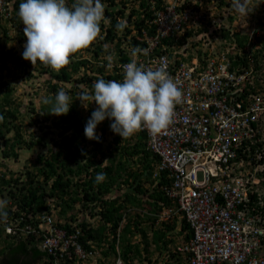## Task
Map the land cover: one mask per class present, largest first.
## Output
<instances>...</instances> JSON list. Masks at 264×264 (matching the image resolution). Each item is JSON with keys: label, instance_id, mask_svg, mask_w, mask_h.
Masks as SVG:
<instances>
[{"label": "trees", "instance_id": "obj_1", "mask_svg": "<svg viewBox=\"0 0 264 264\" xmlns=\"http://www.w3.org/2000/svg\"><path fill=\"white\" fill-rule=\"evenodd\" d=\"M107 1L110 8L114 9L117 5L115 0ZM11 2L15 12L19 10V5L23 1L11 0ZM189 5V1L181 0V5H178L177 9ZM166 7L165 0H141L137 7H132L128 15L124 14L123 7L116 9L115 12L110 10L108 16L111 19L105 28L103 39L94 41V46L92 42L88 48L74 54L70 58V63L59 73L50 67L47 69L50 72V77L45 82L48 84V92H51L47 97L54 96L52 92L56 91L59 86H62L66 92L75 93L68 87V83L75 80L74 73L89 63L95 64L93 72L90 74L85 72L81 77L82 80L89 81L87 83L89 89H91L93 80L98 78L122 81L123 73L117 72L116 67L107 72L108 61L101 57L106 52L102 48L103 42L112 41L114 38L117 40L116 49L118 52L114 53V56L119 62L130 60L128 52L138 46H143L144 42L139 41L136 36H132L125 40L130 49L128 51L125 47L123 49L121 42L126 37V31L123 30V33L118 34L115 32L119 22L112 16L122 15L121 17L136 29V35L140 36L144 31L147 35H153L156 31V23H150V21L155 19L157 13ZM17 19L18 15L12 17L14 21ZM233 19L234 15L229 14L228 20L232 21ZM220 24L222 25L210 32L218 33L224 40L220 49L229 59L230 68H245L252 64L256 68L255 70H258L257 74L260 73L264 61V37L259 35L256 29L251 35L250 32L245 34L230 25L226 27L222 22ZM104 27L102 21L100 28ZM201 30V28H197L196 32H193V29L186 30L179 38L168 37L163 39V43L167 46V50H170L175 45L180 46L188 41L189 37ZM19 37L20 40L26 39L23 31L19 33ZM4 45V43L0 45V58L6 54ZM83 52L89 53V58L84 57ZM208 53V50L196 49L195 54L198 56L202 68L207 64L204 58L208 56ZM192 55L189 57L191 58ZM177 56H181V54L178 53ZM90 57L95 62L91 63ZM182 58L185 57L182 56ZM2 60H5L4 57ZM15 62L25 69L26 61L19 63L16 60ZM3 84L5 91L0 97V117H2L0 119V152L1 157L6 159L9 156L17 157L15 146L22 142L28 148L33 145L45 146V142H43V136L29 141L23 138V122L20 119L24 118L21 108L23 109L25 104L17 103L11 96V85ZM89 106L91 113L97 107L94 102ZM49 108L50 105L43 103L40 106L44 122L51 121L52 125L60 130L61 142L59 143L55 138L52 139V145L57 150L49 149L48 154H39L37 161L43 162V165L33 169L26 168L24 180L21 178L23 175L19 176V173L8 171L11 173L8 176V172L4 173L0 169V197L7 196V206L4 209L7 212V217L18 216L24 211L33 216L30 222L36 226V213L42 209L50 212V206L46 204L47 199H52L54 206L59 208V215L62 216L73 211L76 208V203H79L80 210L100 218L97 230L90 226L86 227L88 224L85 222L81 224L86 228H83V234L78 237V242L87 251L91 248L87 242L88 239L97 240L100 236L104 237L108 233H113L114 237L110 248L116 252V230L122 217H125L127 219L120 231L122 244L119 248V253L124 260L130 264H184L182 255L178 251L174 252L170 249V243L174 240L171 234H173L178 221L176 216L172 222H157V215L161 213L163 206L172 205L174 202L165 195L163 189L169 184L170 179L164 175L163 171L159 175L152 172L157 158L146 149L144 132H138L130 138L122 140L118 134H114L110 130L112 121L108 120V125L101 127L104 134L100 137L99 142L91 140L94 146L88 148L86 143L89 139L84 134L87 119L80 114L75 103L71 104L66 115L61 116L47 114ZM30 111L36 112L34 107H31ZM35 122L39 121H30L29 124H35ZM49 127V124H39L41 130L48 131ZM106 128L112 135L109 141L106 140ZM8 132H12V135L7 136ZM99 155L101 158L98 157ZM5 164V160L2 159V165L5 166ZM101 172L106 173V179L101 183H96L95 177L97 173ZM137 207L141 208V213L133 211ZM91 210L93 211L91 212ZM71 219L74 217L71 216ZM179 222H181L180 233L184 234L185 240H188L191 235L189 225L184 219ZM64 227L70 231L73 230L68 223ZM135 235L140 237L139 241L133 239ZM33 237L34 235L31 234L28 238L23 239L22 237L20 241H13L9 238L0 239V264H38L37 262L40 260L55 262V264H70V259L63 253H48L39 249L37 241H34ZM77 261L75 256L71 257L72 263Z\"/></svg>", "mask_w": 264, "mask_h": 264}, {"label": "built area", "instance_id": "obj_2", "mask_svg": "<svg viewBox=\"0 0 264 264\" xmlns=\"http://www.w3.org/2000/svg\"><path fill=\"white\" fill-rule=\"evenodd\" d=\"M6 1L0 0V11ZM174 5L151 21L155 34L135 36L144 42L136 48L142 50L138 63L153 69L164 64L183 93L165 130L139 131L170 179L165 194L191 230L176 250L187 264H264V65L258 74L253 65L231 69L223 52L205 57L204 68L197 59L179 62L161 39L183 33L200 16ZM130 60L119 63L118 72ZM44 220L53 230L45 246L62 241L85 255L75 239L62 240L65 232L50 217ZM115 264L125 263L118 258Z\"/></svg>", "mask_w": 264, "mask_h": 264}, {"label": "clouds", "instance_id": "obj_3", "mask_svg": "<svg viewBox=\"0 0 264 264\" xmlns=\"http://www.w3.org/2000/svg\"><path fill=\"white\" fill-rule=\"evenodd\" d=\"M140 1L141 0H137V4L133 6L137 7ZM165 1L167 3V7L174 4V7L181 5V0ZM6 2L7 3L5 4L4 10L0 11L1 14L7 10L11 12L9 9L11 0H7ZM124 2L128 4L127 1ZM231 2L234 10L238 14L247 15L249 13L250 0H231ZM122 3L123 1H121L120 4H117L113 9L108 6L109 3L105 7L101 0H72L71 4L68 3V0H23V2L19 5L18 10V17L24 25L23 32L24 36L26 37V43L23 46L24 51L22 53L23 59L30 61L34 67L39 62L41 65L50 67L55 72L59 73L61 69L70 63V58L74 54L88 48L90 44L97 39L100 34V30L102 29L100 28L102 21L105 26L103 28L105 37V28L111 19L110 16H108V12L110 10L115 12L116 9L123 7L125 15L130 13V10L133 6H126L125 3L122 5ZM186 7L193 10V13L196 14V16H200V19L197 21L191 20V22L198 27L192 25L190 22V26L186 28V30L193 29V32H196V29L201 28V25L204 24V26H210L209 31H212L222 25L220 23L223 21L221 20V17L225 16L224 13H221L222 15L220 17L218 16L217 19H212V24H210L209 15L199 9V7L196 8L195 4L190 3V5ZM121 16L115 15L112 16V18H115L116 21L119 22L117 23V29H115L117 34L123 33V30L126 31V37L124 38L125 41L126 38L135 36L137 32L133 25L128 23ZM233 21L234 19L229 21L227 18V24L231 27H235ZM228 25L225 26L228 27ZM126 27H128L130 30L128 31V28L126 29ZM181 34L182 33H174L171 36L163 37L161 39L162 46L167 48V46L163 43V39L172 36H176L177 39ZM196 34L193 36H196ZM250 34H253V30L250 32ZM193 36L189 37L188 41L180 44L181 49H178L179 46L175 45V47H172L170 50H168L169 52H174L176 55L178 53L181 54V56H178L179 62L189 63L193 59H197L198 62H200L198 56L195 53L196 49L201 47H194L195 43L190 41V38ZM113 40H115V38ZM189 42L191 45L187 46L189 45ZM105 47L107 48V46ZM188 48L192 49V51L187 52ZM141 51L142 50L140 49H133L132 59L130 62L122 65V81L98 78L97 80L93 81L91 89L85 85L80 86V91L77 93L75 100H79L81 106L85 109H87L88 106L93 102L97 106L95 110L92 111L84 129V134L86 138L90 140H88L90 144H92L91 140H96L99 142L101 139L100 137L103 136L104 132L101 130V127L97 128V126L105 119L112 121L110 123V130L114 134H118L122 140L130 138L132 135L137 134L142 130H147L151 135L159 134L171 123L175 106L182 102L183 93L181 88L173 79V77L167 72L166 66L164 64H160L155 69H153L146 67L142 63H138L136 57ZM144 51L146 52V50ZM208 51L209 53L206 57H212L215 52L220 53L221 49L218 48L216 51ZM114 52H118L116 47ZM189 55H192L191 58ZM182 56L185 58H182ZM106 60L108 61L107 72L108 70L112 71L114 67H116V71L118 72L119 69L117 68V65L122 62H119L117 57L115 56L114 58L112 55L107 56ZM262 64L264 65V61ZM251 65L252 64H250V66ZM72 102V97H70L63 88H60L54 94V96L46 97L42 101L43 104L50 105L47 114L55 116L66 115L70 110ZM0 119H2V117H0ZM46 122L47 121H45V124H48ZM49 126V130L47 131L46 129H43L41 133L42 135H40L44 137L43 142H45V146L47 145L48 140L55 138L60 143L62 139V136L59 134L60 130L57 127H54L52 122L49 124ZM106 136L107 141L111 140L112 135L109 132H106ZM29 140H34V137L27 139V141ZM144 142L146 149L150 151L151 154H154L150 149L147 148L146 135L144 136ZM34 146L40 145H33L32 147ZM45 146H41V148ZM93 146L94 144H92V148ZM25 147L28 148L27 146ZM52 147L54 146L52 145ZM154 155L156 156L157 160L152 172L154 174L158 173L159 175L163 170H158V157L156 154ZM9 158L18 160V153L17 157L9 156L6 159ZM3 159L6 160L5 158ZM41 163L43 165V162ZM163 172L166 176V172ZM24 175L25 172H22V174L19 173V176H22L21 178L23 180L25 179ZM105 179L106 173L102 172L97 173L95 177L96 183H101ZM2 197H0L1 240L3 238H9L13 241H20L22 237L25 239L33 234L34 241H37V246L39 249L48 253H63L64 255H67L68 259H70V264H115L118 258L121 259L125 264H130L124 260L119 253V248L122 244V241H120V231L127 218L122 217L119 227L116 230V252H113V249L110 248L111 241L114 237L113 233H108L104 235V237H98L97 235V240L88 239L87 242L91 248L87 251L83 248V245L78 242V237L83 234V228L85 229L86 227L90 226L94 230H97L99 227L100 218L97 215L93 217L89 214V212L80 210L79 203H76V208L73 211H69L66 216H62L59 215V208L54 206L55 204L52 199H47L46 204L50 206V212L43 209L38 211L35 215L37 222L35 226V224L30 222L33 216L26 214L24 211L18 216L7 217V212L4 211L7 206V201L3 200ZM175 205L176 203L174 202L172 205L163 206L161 213L157 215V222H172L175 216L178 220L176 222L173 234H177L182 242L179 243L178 241L175 244V240H173V242L170 243V249L172 248L171 250L174 252L178 251L176 250L177 245L187 241L184 239V234L180 233L181 222H179V220L184 218L180 213L176 212ZM136 209L141 208L137 207L135 210ZM92 211L93 210H91V212ZM79 213L81 214L80 217L78 216ZM44 216L50 217L53 220V225L60 231L65 232L64 235L61 234V236H63L62 240H64L66 237H68L70 241L75 239V241L81 246L85 255L79 256L74 251V245L70 244L68 247H64L62 241L59 243V245L53 246L52 248L45 246L44 238L53 230L46 225ZM71 216L74 217V219H71ZM83 222L87 223L88 225L86 227L82 226L81 224ZM66 223L71 225V228H73L72 231L64 227ZM70 235H74V237ZM179 253L184 258V264H187L185 255L181 252ZM72 256H75L78 259L76 263L71 262ZM37 263L55 264V262L50 263L45 262L44 260H40Z\"/></svg>", "mask_w": 264, "mask_h": 264}, {"label": "rangeland", "instance_id": "obj_4", "mask_svg": "<svg viewBox=\"0 0 264 264\" xmlns=\"http://www.w3.org/2000/svg\"><path fill=\"white\" fill-rule=\"evenodd\" d=\"M23 1V0H22ZM123 1L125 5L131 6L136 5L137 0H115L117 4H120V2ZM127 1L128 4H126ZM192 4H195V6L199 7L203 12L209 15L210 24L212 19H217L218 16L220 17L224 13L225 16H222L221 20L225 25L227 24V16L228 14L234 15V21L233 24L235 27L242 31L243 33L247 34L248 32H251L252 30L256 29L258 31L259 35H262L264 37V0H250V11L247 15H240L238 14L233 6L231 0H187ZM101 2L104 4V6H107V0H101ZM68 3L71 4L72 1L68 0ZM122 3V5H123ZM9 10L3 12V14L0 13V45L4 43L5 45V60H2V57L0 58V97L2 96L3 92L5 91V86L3 83H8L11 85V96L17 103H24L25 106L21 111L23 112L22 116L24 117L23 120L20 119L23 123L22 126V132H23V138L27 141V139H30L31 137L37 138L38 136L42 135L43 129H39V124L45 125V122L43 120V117L41 115L40 106L42 105V101L44 98H46L48 95L51 94V92H48L47 88V82H45L50 77V72L47 71L49 67H45L41 65L39 62L34 67L30 61H26L22 57V53L24 51V44L26 43V39L20 40L19 33L23 31L24 25L22 24L21 20L17 19V21L12 20V17L15 15H18V10L16 12H13V5L12 2L9 5ZM105 21V20H104ZM192 23V22H191ZM263 23V24H262ZM194 25V23H192ZM196 26V25H194ZM203 28L199 33L197 32L196 36H193L190 38V41L193 43H197L194 47H201L203 50H211L216 51L218 48L221 47V44L224 42L222 38H220V35L218 33H212L209 30L210 26H204V24L201 25ZM212 26V25H211ZM198 27V26H196ZM229 27V25H228ZM205 30V31H204ZM104 38V31L103 29L100 30V34L97 37L95 41H98L100 39ZM117 40H112L103 42L102 48L106 51L105 54H103L101 57H104V59L107 58V56L112 55L114 58V50L116 47ZM220 43V44H219ZM92 45L94 46L95 43L93 42ZM122 47H125V49L128 50L129 45L125 43L123 40L121 42ZM190 42L189 45L190 46ZM107 46V48L105 47ZM178 49H181L179 46ZM192 49H187V52H191ZM84 57L89 58V53L83 52ZM91 63L94 62L92 60V57H90ZM18 61L19 63L25 62V69H22V67L16 64L15 61ZM17 62V63H18ZM95 64H87L86 67H81L79 71L74 73V76H76L75 80L68 83V87L73 89L75 93L73 92H67L70 97L73 99V103H75L76 108L80 111V114L84 116L87 121L91 116L90 106H88L87 109L81 106V103L79 100H75L77 93L80 91V86L85 85L88 87L89 81H84L81 79L82 75L86 72L90 74L94 70ZM94 81V80H93ZM62 86H59V88L52 92L54 95ZM64 89V88H63ZM31 107H34L36 112H31ZM32 117V118H31ZM39 121L35 122V124H29L30 121ZM20 122V121H19ZM46 123L50 124L51 121H47ZM108 125V119L101 122L97 128H100L102 126ZM106 130H108L106 128ZM108 132V131H106ZM12 132H8L7 136H11ZM48 139V137H47ZM52 140H48V143L45 147L41 146H34L31 148H26L25 145L20 144L15 146V150L18 153V160H15L14 158H9L5 160V166L2 165V159L0 154V169L6 173L8 171L18 174L25 172L27 169H33L35 166L42 165L41 162L37 161V156L39 154H48L49 149L57 150L56 147H52ZM86 146L88 148H92V144L89 142L86 143ZM101 158V155L98 156ZM7 165V166H6ZM9 169V170H8ZM8 172V176L11 174ZM3 200L6 201L7 196L2 197ZM136 212L141 213V209L134 210ZM78 216L80 217L81 214L79 213ZM171 237L176 242L180 240V238L177 236V234H171ZM136 241H139L140 237L135 235L133 238ZM172 247V245H171ZM172 249V248H171ZM160 264V263H159Z\"/></svg>", "mask_w": 264, "mask_h": 264}]
</instances>
